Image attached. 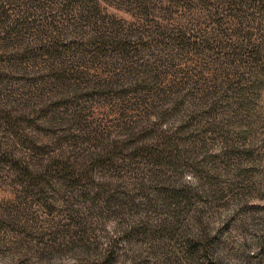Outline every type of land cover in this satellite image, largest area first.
<instances>
[{
  "label": "rangeland",
  "instance_id": "1",
  "mask_svg": "<svg viewBox=\"0 0 264 264\" xmlns=\"http://www.w3.org/2000/svg\"><path fill=\"white\" fill-rule=\"evenodd\" d=\"M224 1L0 0V264H264V16Z\"/></svg>",
  "mask_w": 264,
  "mask_h": 264
},
{
  "label": "trees",
  "instance_id": "2",
  "mask_svg": "<svg viewBox=\"0 0 264 264\" xmlns=\"http://www.w3.org/2000/svg\"><path fill=\"white\" fill-rule=\"evenodd\" d=\"M235 2H237V0H228V1H224L223 4L231 5V4L235 3ZM251 2H254V4L257 6V7H254V10H256L255 13L259 14L261 12V14L264 16V5H262L261 1H259V0H251ZM240 3L242 4L243 1L240 2ZM241 6L244 7L243 5H241ZM248 6H249V8H252L251 4H249ZM238 7H239V5H238ZM241 12H243V11H241ZM218 13H219V10H218ZM227 45H228V47H224V49H229L230 50V48H231L233 56H236L237 53L235 51L237 49L242 51V54L247 53L249 55L248 57H251V58H253V57L255 58V56L260 55V53L262 52L261 44H257L256 42L253 43L252 41L250 42V40H248L246 42H241V43L237 42L235 44L229 42ZM234 49H235V51H234L235 53L233 54V50Z\"/></svg>",
  "mask_w": 264,
  "mask_h": 264
}]
</instances>
